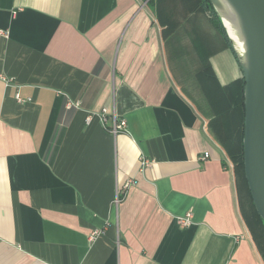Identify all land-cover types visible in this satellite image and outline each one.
Wrapping results in <instances>:
<instances>
[{"label":"crops","instance_id":"crops-1","mask_svg":"<svg viewBox=\"0 0 264 264\" xmlns=\"http://www.w3.org/2000/svg\"><path fill=\"white\" fill-rule=\"evenodd\" d=\"M147 1L0 0V264H263L214 138L230 42L202 0Z\"/></svg>","mask_w":264,"mask_h":264},{"label":"water","instance_id":"water-1","mask_svg":"<svg viewBox=\"0 0 264 264\" xmlns=\"http://www.w3.org/2000/svg\"><path fill=\"white\" fill-rule=\"evenodd\" d=\"M242 73L243 171L264 223V0H208Z\"/></svg>","mask_w":264,"mask_h":264},{"label":"trees","instance_id":"trees-1","mask_svg":"<svg viewBox=\"0 0 264 264\" xmlns=\"http://www.w3.org/2000/svg\"><path fill=\"white\" fill-rule=\"evenodd\" d=\"M146 1V0H141ZM203 1V10H209L213 14V18L217 21L224 37L228 40L224 29L222 28L217 15L215 14L210 2L208 0ZM153 4V0H148L147 5L151 7ZM231 47V46H230ZM234 54V53H233ZM235 56V55H234ZM238 89L237 96V105L235 109H233L232 113L236 111L238 114V121L235 124V130H233L232 134L228 133V141L226 143L225 140L214 136L216 142L223 149L226 158L233 165V177L236 188V194L238 201L240 202L241 207H243L242 218L244 223L251 235L252 241L263 261L264 264V223L257 214L254 205L252 203L249 190L247 187V183L244 176L243 171V154H242V136H243V117H244V107H243V89L244 82L243 79L236 83ZM230 129V128H228ZM235 131V132H234ZM235 133V134H234Z\"/></svg>","mask_w":264,"mask_h":264},{"label":"built area","instance_id":"built-area-1","mask_svg":"<svg viewBox=\"0 0 264 264\" xmlns=\"http://www.w3.org/2000/svg\"><path fill=\"white\" fill-rule=\"evenodd\" d=\"M16 99V102L20 103V102H23L22 99H20L18 96L15 98ZM78 104L77 103H74V102H68L66 104V107L69 109V108H72V107H77ZM104 112V110H103ZM105 121V119H103ZM111 128H110V132L115 136L117 133L119 132H122L125 130L126 128V123L124 120L122 119H116L115 117L112 119V123H111ZM209 156L208 153H204L201 157V160H205L207 157ZM150 164L149 161L147 160H141L140 162V166L141 168H146L148 167ZM232 168V167H231ZM118 199L119 197L117 196L115 198V203L118 202ZM191 219H192V215L191 213H186L184 216H180V217H177L176 218V223L177 225L180 227V228H185L187 226H189L191 224Z\"/></svg>","mask_w":264,"mask_h":264}]
</instances>
